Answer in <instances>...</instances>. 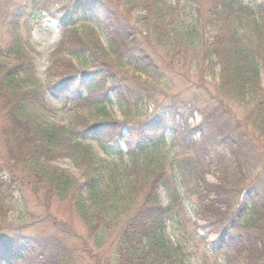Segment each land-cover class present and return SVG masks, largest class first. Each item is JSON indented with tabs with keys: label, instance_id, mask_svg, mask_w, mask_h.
Wrapping results in <instances>:
<instances>
[{
	"label": "trees",
	"instance_id": "obj_1",
	"mask_svg": "<svg viewBox=\"0 0 264 264\" xmlns=\"http://www.w3.org/2000/svg\"><path fill=\"white\" fill-rule=\"evenodd\" d=\"M26 1L61 35L42 87L21 84L32 73L18 49L19 61L1 68L0 264H77L68 231L42 238L9 223L26 188L46 208L67 201L95 241L114 232L103 256L90 255L95 264H199L198 252L206 264H264V0ZM48 90L63 104L94 107V118L75 112L61 125H31L27 105ZM194 114V142L212 154L193 143L169 169L144 170L140 159L158 149L163 131L174 134ZM90 139L111 156L126 148L117 181L103 184L114 169L95 159ZM58 158L81 170V183L43 165Z\"/></svg>",
	"mask_w": 264,
	"mask_h": 264
},
{
	"label": "rangeland",
	"instance_id": "obj_2",
	"mask_svg": "<svg viewBox=\"0 0 264 264\" xmlns=\"http://www.w3.org/2000/svg\"><path fill=\"white\" fill-rule=\"evenodd\" d=\"M25 3L27 4L26 0H0V73L1 68L11 67L19 61L18 49L24 55V62L32 73V78L28 72L27 78L21 84L27 87H42L45 80V70L50 62L51 51L61 35V28H59V24L55 20L49 17L47 12L31 10L32 4L29 3L25 6ZM80 23L84 32H88L86 29L87 24L85 22ZM90 25L92 26V24ZM209 91L211 93L214 92L211 87L208 88ZM193 92H195V89H193ZM158 97V99H161V95ZM1 105L0 97V161L6 157V147L1 136V129L4 126L6 117ZM111 107L117 119H120L121 110L117 104L114 103ZM232 107L239 114L243 113L242 108L238 104L233 103ZM142 109L145 114H150L153 107L152 104L148 103L142 106ZM75 112L89 115V117L92 115L91 119L95 115L94 107L85 104L82 106L63 104L61 97L49 90L40 96L39 101L36 103L31 101L27 105V115L31 125H61L69 121ZM199 120L200 117L194 114L187 120V126L178 129L174 134L163 131V142H161L158 149L150 151L146 157L140 159L143 162L144 170H151L158 165H163L166 170L169 169V159L173 154L183 151V148H187V146L195 143L194 141L199 140L201 137V134L195 129ZM150 135L156 137L160 135V132H151ZM85 144L90 146V150L96 160H104L106 168L114 169L113 173L115 176L108 177L106 175L103 184L117 181L122 176L119 175L124 166L128 167L129 164L128 160L130 159L126 148H122L123 155L120 158L104 152L102 147L94 140H87ZM195 146V148L198 147L197 149H203L212 154L208 143L196 142ZM197 149H195L194 153L198 152ZM192 151L194 150H190V152ZM213 156L216 161L215 154ZM220 158L222 162H226L223 154H221ZM43 165L59 171H66L77 178L80 183L83 180L81 170L77 169L68 158H58L45 162ZM208 179L214 180L215 178L212 175H208ZM122 184L124 185L123 187H126V179ZM15 196L19 197L18 193ZM22 197L24 198V204L15 203V207L9 216V223L16 226L20 231L35 233L42 238L58 234L62 229L68 231L65 235V241L78 254L77 264H95L96 259L90 257V255L92 253H101L103 248L107 246L108 240H111L112 236L110 235L114 234L113 231H109L110 233L103 235L100 241L97 242L88 237L86 225L75 212H72L67 201H53L46 208L36 200L28 188L24 190ZM159 199L161 204L166 203L162 190L159 191ZM108 201L117 207V209L111 207V216L117 217L122 209L118 208L120 201L118 198L115 199L114 196ZM187 209L189 217L194 220L195 218L189 212L191 209ZM168 232H170V229ZM198 234L203 235V231L199 230ZM106 235L110 237L107 239ZM215 237L216 234L212 233L208 236V239H214ZM43 242H46V240ZM101 255L103 256V253ZM201 256L202 254L198 252V263L206 264L207 262Z\"/></svg>",
	"mask_w": 264,
	"mask_h": 264
}]
</instances>
